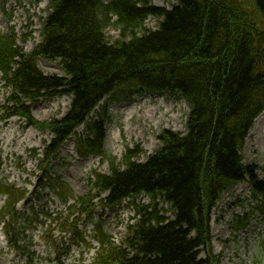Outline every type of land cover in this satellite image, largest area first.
<instances>
[{
	"label": "trees",
	"instance_id": "1",
	"mask_svg": "<svg viewBox=\"0 0 264 264\" xmlns=\"http://www.w3.org/2000/svg\"><path fill=\"white\" fill-rule=\"evenodd\" d=\"M2 1L6 10L8 0ZM149 16L160 20L157 30L147 27ZM110 27L120 30L118 38L107 35ZM41 57L58 60L65 76L46 75L38 66ZM0 71L11 90L0 121L20 115L54 134L41 159L43 173L82 125L86 131L77 137L79 155L109 161L110 174L95 171L97 194L80 195L76 210L92 221L95 199L104 192L108 196L99 203L108 208L126 198L134 203L144 195L151 199L135 203L137 219L122 244L102 220L95 224L100 248L94 264H219L211 254L199 255L202 246L210 247L212 213L222 195L249 179L264 201V181L258 176L264 168L245 164L241 154L264 111V0H177L170 10L151 0H51L42 40L31 52L18 45L14 28L0 30ZM146 93L185 98L190 105L187 133L165 129L159 136L162 148L146 162L140 161L144 152L138 145L118 162L104 148L110 106ZM61 94L72 95L63 118H34L29 102ZM39 183L63 201L74 196L66 182ZM0 193L7 195L0 221L19 247L22 232L16 225L33 222L16 209L27 191L0 180ZM161 201L170 205L172 216ZM66 227L85 242L77 222L67 219Z\"/></svg>",
	"mask_w": 264,
	"mask_h": 264
},
{
	"label": "rangeland",
	"instance_id": "2",
	"mask_svg": "<svg viewBox=\"0 0 264 264\" xmlns=\"http://www.w3.org/2000/svg\"><path fill=\"white\" fill-rule=\"evenodd\" d=\"M50 2L51 0H9L5 12L0 1L1 31L8 32L11 27L14 28L18 45L24 51L31 52L41 41L43 21L49 14ZM152 2L165 8H172L176 4V0ZM158 22L154 17H149L147 26L157 29ZM107 35L114 40L119 37L120 31L116 27H111L107 30ZM38 64L46 74L65 75L59 61L41 58ZM1 76L0 73V107L5 106L9 95ZM71 102L72 97L69 95L42 100L32 107V114L40 121L61 118L69 111ZM135 104L140 107L137 111L133 108ZM189 111L190 107L184 99L169 94H146L129 101L115 102L109 109L112 120L107 125L105 149L121 162L127 148L138 145L144 152L140 160L146 162L162 148L159 136L163 130L171 129L181 134L187 132ZM84 131L85 127L81 126L76 132L77 135H81ZM52 137L53 134L48 131L29 127L26 119L18 116L1 122L0 179H7L21 188L28 189L31 193L29 199L40 215L44 211L54 216L59 213L61 217H66L69 214L66 205L51 192L36 189L41 170L39 159L34 157V150L42 153ZM69 141V144H63L49 171L56 172L57 178L68 182L76 195L85 194L90 191L89 179L92 173L94 171L109 173L110 165L107 161L103 162L101 157L80 159L75 152L76 136ZM242 156L246 164L256 162L264 167V113L257 118L246 140ZM87 160L92 161L90 166ZM259 176L264 179L263 170L259 171ZM105 197L106 194H103L102 198ZM141 199L142 202H150L148 197L144 196ZM4 204L5 197L0 195V207ZM162 205L169 211L168 215L172 216L170 206L163 203ZM20 209L25 210L26 214L29 213L28 205L25 203L20 204ZM261 211L247 183L240 184L225 194L212 214L211 245L207 249L201 248L200 258L205 259L211 254L220 261V264H255L257 259L264 264V212ZM102 212L108 232L117 243H121L127 234V227L135 220V209L129 202L106 213L102 208H98L96 219ZM247 214H253L251 223L246 229L237 230L240 218ZM35 221L29 231L20 235V250L9 248L3 224H0V264H92L95 249L89 250L73 245L71 236L61 234L56 224H52L42 215ZM49 228H54L55 231L53 246L48 245L49 242L46 243V240H49L47 231ZM80 229L90 235L93 232V225L83 222Z\"/></svg>",
	"mask_w": 264,
	"mask_h": 264
},
{
	"label": "bare ground",
	"instance_id": "3",
	"mask_svg": "<svg viewBox=\"0 0 264 264\" xmlns=\"http://www.w3.org/2000/svg\"><path fill=\"white\" fill-rule=\"evenodd\" d=\"M139 100H140V99H139ZM133 108L137 111V110H139L140 107H139L138 104H135ZM141 108H142V107H141ZM135 110H134V111H135ZM69 143H70V141L67 142V144H69ZM91 162H92L91 160H87V164H88L89 166L91 165Z\"/></svg>",
	"mask_w": 264,
	"mask_h": 264
}]
</instances>
